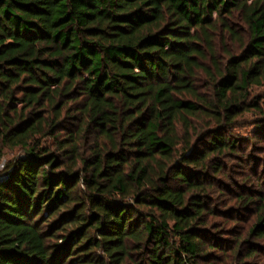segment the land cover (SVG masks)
I'll use <instances>...</instances> for the list:
<instances>
[{
    "label": "trees",
    "instance_id": "1",
    "mask_svg": "<svg viewBox=\"0 0 264 264\" xmlns=\"http://www.w3.org/2000/svg\"><path fill=\"white\" fill-rule=\"evenodd\" d=\"M262 85L264 0H0V264H211Z\"/></svg>",
    "mask_w": 264,
    "mask_h": 264
},
{
    "label": "rangeland",
    "instance_id": "2",
    "mask_svg": "<svg viewBox=\"0 0 264 264\" xmlns=\"http://www.w3.org/2000/svg\"><path fill=\"white\" fill-rule=\"evenodd\" d=\"M236 45L230 43L234 49ZM252 93L258 96L262 112L252 110L237 117L236 127L231 133L233 136H244L245 140H242L236 155H229L225 159V171L216 179L220 180L223 187L220 191L222 193L215 195L212 206L219 207L220 212L211 219L215 222L214 234L220 239L221 248L217 250V259L211 264H264V239H252V243L257 242V254L252 258L245 255L250 244L243 246L239 256L236 246V238L247 237L248 229L255 220V208H240L242 203L238 196L258 197L264 193V142L260 136L253 135L257 125L264 124V85L253 86ZM193 121L199 133L205 122ZM20 155L22 151L19 148H6L1 168Z\"/></svg>",
    "mask_w": 264,
    "mask_h": 264
}]
</instances>
